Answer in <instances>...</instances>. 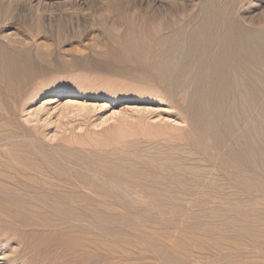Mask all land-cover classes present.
Listing matches in <instances>:
<instances>
[{"label":"rangeland","instance_id":"1","mask_svg":"<svg viewBox=\"0 0 264 264\" xmlns=\"http://www.w3.org/2000/svg\"><path fill=\"white\" fill-rule=\"evenodd\" d=\"M138 1L0 0V56L13 60L19 67L18 73H14L8 70V62H4L0 69V264H85L92 259L96 264H111L109 262L116 260V263L122 264V245L128 250V256L147 258L144 261L150 260L157 264L173 261L189 264V260L190 264H226V260L230 264H264V238L259 240L261 242L253 241L248 233L240 231L241 227L252 225L264 229V162L245 160L238 144L244 130L243 122L238 125L232 122L227 132V118H231L233 113L237 115L241 108L238 102L234 104L237 93L233 86V74L229 75V91L227 89L222 100L217 88L223 80L220 73L213 74L212 71L213 78L206 80L207 67L213 66L214 59L207 55L205 49H201L200 54L207 58L197 54L192 68L201 64L204 79L211 81L210 90L213 89L207 94L208 99L197 105L204 115L197 117L196 123L181 111V107L187 103L183 104L179 99V93L185 92L191 82L190 76L177 77L170 73L179 56V43L169 45L171 54L168 58L172 68L166 69L170 76L159 71L162 62L157 63V67L141 69L144 70L141 73L132 70L136 74H143L144 78L139 83L122 76V73L94 68V64L103 56L115 58L113 52L107 55L103 53L116 50L122 54L125 51L128 41L124 40L126 35L123 39L122 36L133 32L130 26L133 20L146 24L139 31L144 36L164 32L171 34L174 30L186 35L198 27L206 38L213 37L209 12L206 8L204 12L199 10L200 0H180L186 1L182 2L185 5L188 1L189 6H184L193 11H187L186 14L178 8L161 14L158 13L159 8L153 10L145 4L142 8L139 4L137 6ZM220 3L221 20L227 22L226 25L231 20L244 38L255 39V45L263 43L264 0H220ZM220 31L224 32V28L218 27L216 32ZM214 42L213 46L217 48V42ZM262 53L256 62L259 64L254 63L252 57L245 59L244 53V60L239 56L232 60V72H239V69L243 73L249 72L245 76L250 80V88L257 76L261 80L264 78ZM208 60L212 61L211 64ZM127 63L139 66L136 59L130 58ZM28 69L34 71V77L29 80ZM248 70H252L251 73ZM73 83H80L85 89L95 85L111 96H63L52 91L46 92L52 86ZM122 91L137 95L126 100L122 98ZM262 91L256 95L258 103L264 98V89ZM113 94L117 97L114 98ZM141 94L142 97H137ZM218 100L223 109L221 104H217L219 110L214 107V102ZM233 105L236 109L231 107ZM138 116H145L154 125L165 127L174 138V148L156 149L145 142L137 143L133 136L126 137V121ZM103 149L111 151L113 166L99 160ZM159 160H174L176 164L180 162L179 165L184 168L183 176L186 175L185 178L191 184L156 191L165 196L171 195V198L178 196L173 198L175 201L171 200L173 203L169 206L147 204L142 206V211L128 207L131 205L125 202L130 197L134 194L138 196L137 193L146 194L147 191L143 192L133 180L128 181L126 175L117 173L111 167L116 166L117 169L119 166L122 172L133 169L156 171L155 164ZM83 175L88 180H82ZM99 181L106 186L103 189L108 188V192L121 195L122 200L115 205H91L61 199L62 208L38 200L47 195L51 196L50 199H58L67 191L93 193L94 184ZM17 197L22 198L18 201ZM65 205L70 207L71 213L67 212L69 208ZM98 208L110 214L94 215L91 209L98 211ZM122 214L124 219L130 217L126 219V224L134 222V225H128L129 228L123 225L122 228ZM111 217L112 222L107 226L109 221L106 223L104 218ZM133 218L138 219L136 221ZM200 225L206 227L202 229L198 227ZM131 226L133 228L130 230ZM152 232L156 235L168 232L175 248L164 244V252V247L159 244L163 239L159 240L158 236H155L158 239L156 245L151 244L153 247L149 248L147 235ZM193 234L197 236L195 244L188 241V237ZM183 237L187 244L182 241ZM125 239L129 243L126 244ZM157 247H163V251L160 253ZM178 251V256L174 255ZM166 252H173L170 262L165 260ZM180 253H183L186 261ZM196 257H199L198 261Z\"/></svg>","mask_w":264,"mask_h":264},{"label":"bare ground","instance_id":"2","mask_svg":"<svg viewBox=\"0 0 264 264\" xmlns=\"http://www.w3.org/2000/svg\"><path fill=\"white\" fill-rule=\"evenodd\" d=\"M72 1L74 2V0H72ZM182 2H186V1H182ZM182 2H180V0H139L136 5L137 6L140 5L141 8H142V6H144L143 4H145L146 7H151L152 9L153 8H156V9L159 8L158 13H161V14L162 13L165 14V12L167 13L168 11H171L174 8H178L181 11L183 10L184 12H182V13H185V14L187 13V11H192V10H189V8H188V6H189L187 4L188 1L186 3V5H188L187 7H185L186 5L183 4ZM190 2H192V1H190ZM192 3H194V2H192ZM199 3H200L199 4V10L201 12H204V9L205 8L209 12V16H210V21L209 22L212 24V27H211L212 29L211 30L213 31V37L210 36L209 38H206L205 37V34H201L203 32L199 31L200 29H198V27H196V30L194 32H192V31L191 32H188L186 35H182V33H180L181 31L174 30L175 32H173L171 34L170 33H167V32H164V34H157V33H155V35H153V36L152 35L144 36L143 34H140L139 31L142 28V25H146V24L145 23L142 24L141 22H136V21L133 20L131 22L132 25H130L131 27H133V32L131 34H128V36H127V34H124L122 36V39H123V37L126 35V38L124 40L128 41V46L125 49V51H122V54L118 53L116 50H110L108 52L103 53L104 55H107V54H110V53L113 52V54H115V58L114 59H110V58H107V57L103 56L102 58H99L98 61L94 64V68L101 69V70H105V71H108V72L109 71H113L114 73H122V76H127L131 81H134V82H138L139 83L144 78L143 74H138V73L136 74V73L132 72V70L135 71L134 69H136L137 71H140L139 73H141V72L144 71V70H141V69H145L148 66L157 67L156 64L162 62L163 63V66H162L163 68L162 67L161 68H158L159 71L162 74L169 75V72L167 71V69L169 70L170 67H171V64H172V63H170V59L168 58V56L171 54L169 45H171V44L177 45L179 43L180 44V51H178L179 52V56L178 57L176 56L177 57V59L175 61L176 64H175V66L173 65L174 66L173 67V70L174 71L170 69V71H171L170 73L171 74H176L177 77H179V76H190V78H191V82L188 84L187 89L185 90V92L179 93L180 102L183 103V104L187 103L184 107H181V111L183 113H185V115L189 116L192 119L193 122H196L197 117H202L204 115V111L202 109H199V107L197 105L198 104L201 105L203 101H205L206 99H208V98H206L208 96L207 94L210 93V91L213 89L212 88L210 90V88H211L210 87L211 81H206V80H209V79L213 78V74L214 73L215 74H217V73L219 74L220 73V76L223 77V80H222V83H219V85L217 87L218 88V93H219L218 95H220L219 96L220 99L224 100V96H225L224 93L226 94L227 93V89H228V87H227V80L229 79V77H231L229 75L232 73L233 74L232 77H234L233 78V81H234L233 86H234L235 92L237 93V98H234V102H235L234 104H236V102H238V105L239 106L241 105V108L238 109L239 110L238 112H237V110L234 111V109H233V111L234 112H237L238 114L236 115V114L233 113V115H231V118L230 117L227 118V121L229 122L228 123V126H227V132L230 131V129L232 127V124H233L232 122H234V124H237L239 122H241V123L243 122L244 130H242V135L239 137L238 144H239V146L241 147V149L243 151L245 160L247 162L248 161H251V160L252 161H256V160L258 161V160H260V161L264 162V98H263V100L260 98L262 100L261 103H258V102H256L257 100H255V98H258V97H256V95H259L260 92H263L262 89H264V80H263L264 78L261 80V78L257 76V79L256 80H253V82H251V88H250V86L248 84L249 83L248 82L249 79H247L248 77H246L247 76L246 74L247 73L249 74V72H245L244 71V73H243L242 71H240V69H239V72L238 71L235 72L236 70L234 72H232L234 69L231 71V68H230V66L233 64V61H234L233 58L234 57H238V56L239 57H242V54L243 53H244L245 59L248 58V57L249 58L252 57L253 60L255 59V62L254 63L258 62L260 60V58L258 56L260 55V53L264 52V41H263V43L260 42V43H258V45L257 44L255 45V44H253L255 42V39H252V38H244V36L237 30V28H235V25L231 22V20H230L229 24L226 25L227 22H224V21L221 20V14H222L221 13V9L222 8H221L220 0H200ZM78 4L80 5L79 2H78ZM189 4H191V3H189ZM81 6H83V5L81 4ZM24 7H22V8H24ZM153 12L154 11H152V13ZM194 16H195V14H194ZM222 18H223V16H222ZM200 19H201V17H200ZM151 22H152V20H151ZM217 26L220 27V28H224V32L223 31L216 32L218 30V27ZM248 36H249V34H248ZM257 38H259V37H257ZM214 41L217 42V46H218L217 48L213 46V42ZM149 42H151V43H149ZM82 43H83V41H82ZM84 47H85V45H84ZM212 48H213V50H212ZM201 49H202V51H203V49H205V52L206 51L208 52V54L207 53L206 54L208 56H211L212 57L211 59H214L213 66L211 65V68H208L207 67L208 71H207L206 80L204 79V74L202 72L203 71V68H202V65L201 64H198V66L195 69L192 68L193 62H194L195 59H197V54L198 53L200 54ZM255 51H257V52H255ZM203 54H204V52H203ZM200 56H201V54L199 55V57ZM201 57H204V56H201ZM205 57L207 58V56H205ZM130 58L131 59H136L137 61H139V63H138L139 66L138 67H135V66L129 65L127 62L129 61ZM243 60H244V58H243ZM253 60H250V61L253 62ZM4 62H5V64L8 62L6 66H7V68H8L9 71H11V72L14 71V73H18L17 70L19 69V67H17V65L15 64V62L13 60H9V58L5 59V57H1V56H0V69L2 68V64L4 65ZM23 62H25V61H23ZM23 62L22 63L20 62V63L23 65ZM211 62H210V64H211ZM256 64H259V63H256ZM251 65H253V64L251 63ZM27 66H29V65L27 64ZM253 67H255V66H253ZM239 68H241V67H239ZM255 68H257V67H255ZM248 69H250V68H248ZM45 70L46 69H44V71ZM212 71H214L213 74H212ZM248 71H250V70H248ZM251 71H250V73H251ZM263 73H264V71H263ZM249 76H251V75H249ZM259 76H262V75H259ZM33 77H34V71L31 72L30 69H28V74H27L28 80L29 79H32ZM231 79H230V81H231ZM127 85H129V84H127ZM130 85L132 86V84H130ZM231 86H232V84H231ZM189 87H190V89H189ZM129 88H131V87H129ZM208 89H209V92H208ZM131 90H133V89H131ZM48 91H52L54 93H59V95H63V96H72V95L81 96V94H86V95L96 96V97H106V98H108V97L111 96V95H108L107 94V91L100 90V87H96L95 85H93V86H90L87 89H85L80 83H73V84H69V85L68 84L55 85V86H52V87L48 88L46 90V92H48ZM228 91H229V89H228ZM110 92L112 93V90ZM113 92H114V90H113ZM230 93H231V91H230ZM214 94H216V93H214ZM235 94H234V96H235ZM113 95H114L113 96L114 98L117 97V95H115V94H113ZM134 95H137V94H134V92H130V91L129 92L128 91H124V93H123V91H122V98L123 99H126V100L133 99L135 97ZM142 96L143 95L141 94V95H138L137 97L140 98ZM229 96L232 97L230 94H229ZM33 98H34V96H33ZM230 100H232V98H230ZM222 103H226V101L225 102L222 101ZM217 104L220 106L221 102H219V100L216 101V102H214V107L218 109V105ZM208 107H210V105ZM208 107H206V108H208ZM226 107H228V106H226ZM231 107L232 108L234 107L236 109V107L234 105L231 106ZM221 109H223L222 108V104H221ZM228 109L230 110L231 108H228ZM146 118H145V116H138V117L131 118V120H127L126 121V126H127L128 129H126V134H127L126 137L133 136L134 137L133 140H135L137 143L145 142V143H148L151 147H156V149L159 148V147L160 148L172 147L174 145L173 144L174 138H172V134L168 133L167 132L168 130H166L165 127H161V126H158V125H154L153 123H151L150 121H148V119L146 120ZM229 119H231V120H229ZM208 121L210 122V120H208ZM221 126H223V125H221ZM239 127H241V126H239ZM205 128L208 129V127H205ZM240 129H242V128H240ZM91 132H92V130H91ZM234 132L236 133L237 130L234 131ZM222 134H224V133H222ZM230 137L232 138L231 135H230ZM34 140H36V139H34ZM39 140H40V138H39ZM221 140H223V139H221ZM136 142H134V143H136ZM172 148H174V147H172ZM101 149L102 148H100V150ZM93 150H95V149H93ZM93 150H92V152H93ZM103 152L104 153L99 154V157H98L99 160L105 161V163H108L109 166H113V162H112L113 161L112 160L113 156L111 155V151L108 150V149H105ZM89 153H91V152L89 151ZM184 159H186V158H184ZM187 162H189V161H187ZM179 163L176 164V162H174V160L173 161L159 160L155 164V167L157 169L156 171L141 170V169L140 170H134L133 169V170H124L122 172V169L119 166H118L119 169H118V167L116 169V166L111 167V168L114 169L115 171H117V173H119L121 175H126L127 178H128V181H132L133 180L134 183L137 185V187H140L143 192H146L147 191L146 194L137 193L138 196H136V194H134L135 193L134 192L133 194L135 195V197L132 194L133 196L130 197L129 200L125 202L126 204L131 205V206H128V207L133 208L134 210H137V211H142V210H144L142 208V206L147 205V204L148 205H153V204L157 203V204H161V205H167L168 204V206H169V204L173 203V201H175L174 199L178 197V196L175 197V198L173 197L174 198L173 199V198L170 197L171 195L170 196H165L162 192L158 193L156 191H160L161 189H165L166 190V188H169V187L174 188V186H176V185H179V187H185L187 183L188 184L189 183L191 184V181L188 182V179L185 178L186 175L183 176V171H184L183 169L184 168L182 167V165H179ZM190 163H192V162H190ZM114 164H115V162H114ZM193 164H191V165H193ZM257 165H258V163H257ZM186 166H188V165H186ZM252 166L255 167V165H252ZM258 166H256V168ZM196 168H198V165H196ZM261 168H263V167L261 166ZM191 169H192V167H191ZM258 169H259V171H261L260 168H258ZM199 170H202V169L199 168ZM187 172H189V171H187ZM187 172H185V173H187ZM192 175H193V173H192ZM199 175H201V174H199ZM109 176H111V175H109ZM194 176H195V174H194ZM81 178H82V180H88V177L85 176V175H83ZM121 178H122V176H121ZM104 179H106V178L104 177ZM83 184H85V183H83ZM194 184L196 185V183H194ZM94 187H95L94 190L91 189V190H93V193L92 192H86V193H83V194H77V193H74V191H67L65 194H62V196H60V198H58L59 197L58 196L57 197L58 199L51 198V199H53V200H51L49 198L51 196H48L47 195V196H43L41 198H38V200H39V202L41 201V202H47L48 204L50 203L53 206H56V204H57V205L60 206V208H62V204H61V201H60L61 199H64L65 201L70 202V203L71 202L72 203L73 202H77V203H80V204H91V205L93 203L94 204H114L115 205L117 202H119V201L122 200L121 195L114 194L113 192H111V193L108 192V190H107L108 188L107 189H103V187H106V186L103 183H100V181L98 183H95L94 184ZM96 191H98L99 193H96ZM125 191H128V190H125ZM125 191H124V193H125ZM174 191L177 192V190H174ZM166 194H168V193H166ZM13 198H15V197H12V199ZM20 198H22V197H19V198L17 197L18 201H20ZM171 200H173V201H171ZM68 205H70V204H68ZM121 205H123V204H121ZM65 206H67V205H65ZM72 206L75 207L74 205H72ZM67 207L69 208V209H66L67 212H70L71 213L72 212V210L70 209L71 205H70V207L69 206H67ZM86 207H88V206H86ZM99 209L100 208H98V211L91 209V211L96 216H101V214H106V215L107 214H110L109 211H99ZM137 211H136V213H137ZM146 212H149V211H146ZM73 213H75V212H73ZM113 215H114V213H113ZM120 217L121 216H119V218ZM124 218H125V216H124ZM124 218H123V214H122V218H121L122 219V222H121L122 228H123V225H126L127 228H129L128 225H134V224H132L134 222H132L131 224H126L127 223V220L126 219H129L130 217L129 218H126V219H124ZM121 219H118L117 218V220H121ZM137 219L136 218L135 219L133 218V220H136V221H137ZM104 221H106V223H107V221H109L108 222L109 224H107V226H108V225H110V222H112V217L111 218H104ZM136 225H139V224H136ZM104 226L106 227V225H104ZM140 226H143V225L140 224ZM150 226H146V227H150ZM184 226H185V224L183 225V227ZM215 226H217V225H215ZM198 227L203 229V228L206 227V225H200ZM132 228L133 227L131 226L130 227V230ZM152 228H154V227L152 226ZM164 228H166V227H164ZM218 229H219V227H218ZM181 230H183V229H181ZM229 231H231V230H229ZM240 231H245L246 233H248L253 238V241L254 240L255 241L258 240V242H261L259 240H261L262 238H264V235H262V233H264V229L261 228V227H254L253 225L250 226V227L245 226V227H241L240 228ZM192 232H193V230H192ZM192 232H189V233L192 234ZM165 233H168V232H165ZM165 233H163L162 235H156V234H153V232H152V234L147 235V238H149V241L147 239H145V240H147V242H146L147 244H150V247L149 248H151L152 245H156L158 239H156L155 236L160 237L159 240L160 239H163L162 241L159 242L160 245L163 246L165 244L166 246H169V247H172V248L174 247L175 248V246L172 244L173 243V240L172 239H169V235L170 234L168 233V235H166ZM208 233H210V232H208ZM197 234H199V233H197ZM240 234H242V233H240ZM123 235H126V233L123 234ZM135 235H130V236H135ZM203 235L205 236V234H203ZM227 235H229V234H227ZM206 236H207V234H206ZM137 237H141V236H137ZM172 237H173V235H172ZM196 237L197 236L195 234H193L192 236H189L188 237L189 238L188 241L189 242H194V240H196ZM244 237H246V236H244ZM126 238H127V236H126ZM248 239H250V238H248ZM127 240H130V239L127 238ZM127 240L125 239V242ZM185 240H186L185 237H183V240L182 241L185 242ZM140 241L142 242V240H140ZM127 243H129V241L126 242V244ZM185 244H187V243L185 242ZM194 244H195V242H194ZM254 244H256V243H254ZM188 245H190V244H188ZM155 247L156 246H154V248ZM163 247H164V252H165V246H163ZM184 247H185V245H184ZM128 248H129V246H128ZM132 248H133V245H132L131 249ZM157 248L159 249V247H157ZM162 248L159 249L160 250L159 251L160 253H161ZM158 249H156V250H158ZM127 251L128 250H126L125 247H123V245H122V261L120 260L122 262V264H157V263H155L153 261H150V260L144 261L147 258L130 257V256L127 255L128 254ZM167 251H168V249H167ZM131 252H132V250H131ZM172 254H173V252H171V254L167 253L166 254L167 256H165V258H166L165 260L168 261V262H170L169 261L170 260L169 258L171 257L170 255H172ZM178 254H179V251L177 252V254L175 253L174 255H177L178 256ZM180 254L182 255L183 253H180ZM162 255H164V254H162ZM199 255H201V254H199ZM134 256H136V255H134ZM177 256H174V257L178 258ZM179 257H180V255H179ZM183 257H185V256L182 255V259H184ZM203 257H204V255H203ZM197 258H199V257H196V259ZM172 259H174V258H172ZM196 259H195V261H196ZM207 259H208V256H207ZM178 260H179V258H178ZM184 260L186 261V259H184ZM117 261L118 260H116V262ZM197 261H198V259H197ZM116 262H113V263L112 262H109V263H111V264H120V263H116ZM173 262H172L173 264H177V262H179V261H177V262L176 261H173ZM191 262H192V259H191ZM201 262H202V260H201ZM96 263H95V260H93V259L90 260V261L88 260V261L85 262V264H96ZM172 263H169V264H172ZM179 263L182 264L181 262H179ZM104 264H106V263H104ZM189 264H190V260H189ZM212 264H218V263L217 262H214ZM226 264H230V263L227 262V260H226Z\"/></svg>","mask_w":264,"mask_h":264}]
</instances>
